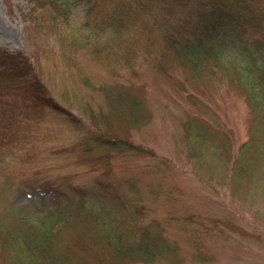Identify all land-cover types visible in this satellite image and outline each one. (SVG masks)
<instances>
[{
    "label": "trees",
    "instance_id": "16d2710c",
    "mask_svg": "<svg viewBox=\"0 0 264 264\" xmlns=\"http://www.w3.org/2000/svg\"><path fill=\"white\" fill-rule=\"evenodd\" d=\"M40 1L36 4L46 9L40 12V27L56 38L66 57L73 59L86 49L88 59L115 79L110 84L73 67L82 84L98 98L97 108L92 103L74 107L91 119L95 132H103L96 136L98 142L137 159L139 170L121 178L135 196L136 208L131 215L120 217L113 204L102 203V196L116 194L122 184L100 175L96 190H78V200L66 204L57 203L55 198L56 211L37 221L24 224L17 211L13 213L14 223L1 221L0 253L8 264H75L77 257L84 260L95 255L97 249L101 256L98 261L105 264L122 260L218 264L206 239L219 222L227 219L204 216L182 206L173 196L174 186L179 187L174 180V161L153 148L112 134L117 132L112 115L117 112L133 127L149 122L147 96L135 89L134 81L144 88V75L153 71L181 104L188 103L197 110H184L178 116L182 132L178 151L190 164V172L212 189L226 190L238 199L257 191L264 183V0H125L105 18L98 17L99 0H83L87 3L86 15L79 26L73 24L70 0ZM82 27L90 28L87 36ZM20 63L19 56L0 49V74L20 73ZM26 63L24 57V71ZM126 74L135 80L129 78L124 84L119 78ZM219 83L241 94L254 113L249 137L236 150L231 132L205 116L210 109L205 100L209 97L207 89ZM46 95L60 115L76 119L72 109L59 106L52 95ZM148 177L151 179L144 181ZM98 192L102 196H97ZM144 194L152 203H163L162 197H167L171 207L166 215L148 216ZM59 196L62 194H56ZM263 216L259 220L264 224ZM61 225L71 227L70 241L60 239L64 230Z\"/></svg>",
    "mask_w": 264,
    "mask_h": 264
},
{
    "label": "rangeland",
    "instance_id": "374dc122",
    "mask_svg": "<svg viewBox=\"0 0 264 264\" xmlns=\"http://www.w3.org/2000/svg\"><path fill=\"white\" fill-rule=\"evenodd\" d=\"M39 1L0 0V49L19 56L23 66L18 74H0V223H14L15 211L24 219V224L37 221L48 212L56 211L57 203L76 202L78 190H96L95 183L100 175L121 183L124 175L139 170L136 158L122 156L98 142L96 136L103 132H95L91 119L82 116L74 107L92 103L97 108L98 98L95 99L97 95L82 84L73 67L83 68L94 78L107 80L110 84L115 79L88 59L86 49L76 53L73 59L66 57L56 38L44 26L40 27V12L45 6L37 5L36 2H42ZM70 1L73 24L79 26L86 15L87 3ZM124 1L99 0L98 17H107L110 10ZM89 30V27H82L86 36ZM24 57L28 65L25 71ZM74 61L78 65L74 66ZM144 76V88L138 80L134 83L135 89L147 96L151 119L141 127H133L114 112L112 120L117 132L112 134L153 148L174 161L177 165L174 180L179 187L174 186L173 196L182 206L204 216L227 219L224 223L219 222V227L214 228L206 239L218 264H264V224L259 220L264 215V183L247 198L238 199L226 190L212 189L191 173L190 164L178 151L182 135L178 116L184 110L191 113L197 110L188 103L181 104L153 71L148 70ZM129 78L135 80L130 74L119 80L126 84ZM46 93L52 95L59 106L72 109L79 120L75 123V118L60 115L51 106L54 101H50ZM207 94L209 97L205 100L210 109L205 116L231 132L232 147L236 150L249 137L254 113L245 98L227 84L210 86ZM43 96L47 97L45 102ZM174 180L171 178L172 182ZM121 184L116 188L117 193L110 194L109 198L99 192L97 196L103 197L102 203L113 204L117 215L123 217L133 213L136 198L127 191L124 183ZM58 193L62 197H56ZM144 196L143 205L150 217L164 216L171 207L167 197H162L163 203H152L147 194ZM55 198L57 203H54ZM61 226L64 230L60 239L70 241L71 227ZM97 251L96 256L84 260L77 257L74 263L105 264L98 261L101 256L100 250ZM100 254L108 257L106 252ZM3 255L0 253V264H8ZM115 264L142 263L122 260ZM182 264H186V260Z\"/></svg>",
    "mask_w": 264,
    "mask_h": 264
}]
</instances>
